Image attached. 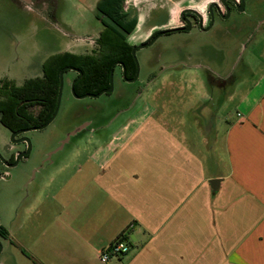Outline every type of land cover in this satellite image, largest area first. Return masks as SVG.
Listing matches in <instances>:
<instances>
[{
	"label": "crops",
	"instance_id": "obj_1",
	"mask_svg": "<svg viewBox=\"0 0 264 264\" xmlns=\"http://www.w3.org/2000/svg\"><path fill=\"white\" fill-rule=\"evenodd\" d=\"M33 1L53 14L51 25L72 29L59 15L64 7L98 19L101 0ZM248 6L264 13L259 0ZM82 17L75 20L85 23ZM102 28L88 38L97 40ZM133 33L131 45L147 41L134 42ZM60 36L45 59L89 53L97 44ZM67 71L71 86L77 72ZM231 81H213L207 104L187 108L189 120L177 117L169 100H144L105 120L99 111L79 121L88 122L80 140L91 147L89 168H10L24 208L16 197V214L2 227L7 236L0 235V264H264V69L244 92ZM226 98L235 101L227 118L220 115ZM118 238L130 250L102 262L99 252Z\"/></svg>",
	"mask_w": 264,
	"mask_h": 264
},
{
	"label": "rangeland",
	"instance_id": "obj_2",
	"mask_svg": "<svg viewBox=\"0 0 264 264\" xmlns=\"http://www.w3.org/2000/svg\"><path fill=\"white\" fill-rule=\"evenodd\" d=\"M210 1L212 0H125L124 9L139 20L137 30L133 33L134 38L131 39L134 42L148 40L159 30L178 24L176 19L181 9L195 6L203 10ZM259 2L264 9V0ZM40 9L33 0H0V80H12L21 85L27 78L41 76L46 55L60 47L53 44L58 38L61 40L60 32L69 37L72 34L73 37L84 39L90 44L97 41L95 38H88L95 28H102V23L92 13L84 12L81 8L76 10L68 5L64 7L67 11L59 15L77 26L70 29L51 25L53 14ZM244 11V16L228 22L240 28L230 27L231 30H228L226 22L220 25V30L168 33L160 36L152 45L138 49L137 79L128 81L117 65L114 69L113 91L99 97L87 96L80 99L74 96L68 84V76L73 72L67 71L55 119L43 129L26 132L32 144L31 151L10 168H79L81 164L89 168L88 154L91 147L87 142H82L87 137V129L71 136L61 149L58 148L66 134L83 123L78 124L79 121L90 118L95 112L101 111L105 120L114 117L120 107L130 103L138 105L145 100L159 104L169 100L172 112L177 117L189 120L193 115L187 108L197 103L207 104L209 99L205 94L212 93L213 81L229 77L235 88L241 92L246 91L264 69V24L255 32L264 23V13L253 14L250 6H246ZM77 15L83 16L86 22L80 19L76 21ZM247 16L250 24L244 22V17L248 19ZM80 25L86 26L81 28ZM204 82L208 88L206 93ZM163 87L171 88L156 98L153 91ZM223 104L224 109L220 115L231 117L235 111V101L226 98ZM76 111H82L84 115L75 118ZM10 136L11 132L0 122L2 154L10 155L13 151ZM21 147L20 143L14 146L15 149ZM2 173L0 226L9 229L10 219L14 218L17 207L22 202L20 208H24V195L14 193L17 185L9 169ZM25 184L26 182L22 187Z\"/></svg>",
	"mask_w": 264,
	"mask_h": 264
},
{
	"label": "trees",
	"instance_id": "obj_3",
	"mask_svg": "<svg viewBox=\"0 0 264 264\" xmlns=\"http://www.w3.org/2000/svg\"><path fill=\"white\" fill-rule=\"evenodd\" d=\"M124 4L125 0L98 3L97 17L103 28L91 52L66 51L51 55L43 63V74L27 78L21 85L12 80H0V122L5 128L14 131L39 126L52 116L57 104L59 73L66 66H74L82 72L74 85L77 95L99 93L109 87L110 70L116 62L124 65L126 77L134 76L136 63L128 37L135 30L137 18L124 9ZM0 235L6 237L7 232Z\"/></svg>",
	"mask_w": 264,
	"mask_h": 264
},
{
	"label": "flooded vegetation",
	"instance_id": "obj_4",
	"mask_svg": "<svg viewBox=\"0 0 264 264\" xmlns=\"http://www.w3.org/2000/svg\"><path fill=\"white\" fill-rule=\"evenodd\" d=\"M247 5H248V0H244V4H243L242 0H212L209 2L207 7L203 10H201L195 6L185 7V8L180 10L179 15L177 16L176 20H177L178 24H176L174 26H170V27H165V28L159 30L158 32L154 33L146 42L150 41L156 34H158L159 32H161L163 30L178 29L177 31H170V32H167L166 34L174 33V32H192L193 30H197V31H201V32H207V31L214 30V29L220 30L222 23L227 22V24H228V22H230V20L232 21L233 18L238 19L239 17L244 16V14H245L244 9H246ZM247 17H248V19L244 17V20H245L244 22L250 24L249 16H247ZM234 25H235L234 23L228 24L227 29L231 30L230 27L234 28V29L238 28V25H235V26ZM253 30H255V29H252V31ZM252 31L250 33H252ZM255 32H256V30H255ZM142 43H145V42H142ZM142 43H138V44H142ZM138 44H136V45H138ZM132 46H135V45H132ZM118 65L121 66L120 64H118ZM121 69H122V67H121ZM122 73H123V70H122ZM129 78H131V77H129ZM83 123H84V121H83ZM85 123H88V122H85ZM21 129H23V128H21ZM83 129H87V126ZM17 130H20V129H17ZM17 130H14V131H17ZM14 131H10L11 134ZM23 137H27L26 132L16 135L15 139L17 140V139H20ZM10 141L13 144L12 153L10 155H5V154H2L0 152V154L3 157V158H0V178L3 176L2 171L6 170V169H10V167L15 166L14 163L16 161L17 155L19 153L25 151L28 147V144L26 141L13 142L11 140V136H10ZM18 143H20L22 145V147L20 149H15L14 146H15V144H18ZM27 155H25V156H27ZM25 156H23L22 158H24ZM21 159L19 160V162L21 161ZM5 231L6 230L4 228H2V227L0 228V232H5ZM0 240H1V238H0Z\"/></svg>",
	"mask_w": 264,
	"mask_h": 264
},
{
	"label": "water",
	"instance_id": "obj_5",
	"mask_svg": "<svg viewBox=\"0 0 264 264\" xmlns=\"http://www.w3.org/2000/svg\"><path fill=\"white\" fill-rule=\"evenodd\" d=\"M242 1H243V4H244V0H242ZM177 30L178 29L163 30V31L159 32L158 34H156L150 41L133 46V48H132V55H133V58H134L135 63H136V72H135V75L133 77H131V78L126 77V68L124 67V65L121 62H116V63L113 64V66H112V68L110 70L109 87L101 90L99 93H86V94H83V95H77V94H75V92H74V85L80 79V77L82 75V72H81L80 69H78V68H76L74 66H66V67L62 68L60 70V73H59V89H58L57 104H56V107H55V110H54V113L52 114V116L45 123H43V124H41L39 126H33V127L23 128V129L14 131L11 134V140L13 142L26 141L27 144H28L27 149L17 155L16 161H15L14 165H16L23 156L29 154L30 151H31V148H32L31 141H30V139L28 137H23V138H20V139H17L16 140L15 139V136L18 135V134H20V133L28 132L30 130L43 129V128L47 127L55 119V117H56V115L58 113L59 107H60L61 95H62V89H63V83H64V72L66 70L71 69V70L76 71L79 74L77 76V78L71 84V91L74 94V96H76L77 98H80V99L81 98H84V97H87V96H90V97H99L103 93H109V92H112L113 91V89H114V69H115V66L116 65L120 64L122 66L123 76L128 81H134V80H136L137 77H138V74H139V64H138V59H137V56H136L137 50L152 45L160 36L166 34L167 32L177 31ZM87 124L88 123H83V124L77 126L71 132H69L66 135V138L61 141L60 147L58 149H61L64 146V144L67 143L70 140L71 136H73L76 133L80 132L83 128H85L87 126ZM0 158H3L1 154H0ZM215 182H218V180H211V184L212 185ZM2 247H3V245H2V242L0 240V251H1Z\"/></svg>",
	"mask_w": 264,
	"mask_h": 264
},
{
	"label": "built area",
	"instance_id": "obj_6",
	"mask_svg": "<svg viewBox=\"0 0 264 264\" xmlns=\"http://www.w3.org/2000/svg\"><path fill=\"white\" fill-rule=\"evenodd\" d=\"M130 250L129 245H127L122 239L118 238L109 244L106 248L99 252V259L102 262H108L112 255L125 254Z\"/></svg>",
	"mask_w": 264,
	"mask_h": 264
}]
</instances>
